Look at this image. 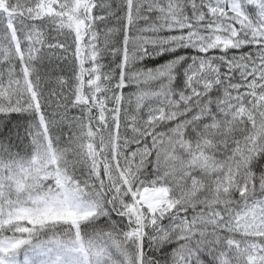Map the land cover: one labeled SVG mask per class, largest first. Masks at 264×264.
I'll return each mask as SVG.
<instances>
[{
    "label": "snow or ice",
    "instance_id": "6c2138e0",
    "mask_svg": "<svg viewBox=\"0 0 264 264\" xmlns=\"http://www.w3.org/2000/svg\"><path fill=\"white\" fill-rule=\"evenodd\" d=\"M0 264H264V0H0Z\"/></svg>",
    "mask_w": 264,
    "mask_h": 264
}]
</instances>
